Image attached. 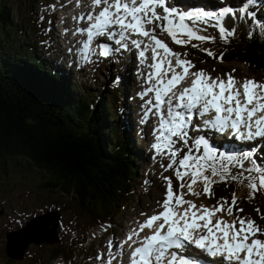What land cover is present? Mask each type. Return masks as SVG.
<instances>
[{"label": "snow or ice", "instance_id": "1", "mask_svg": "<svg viewBox=\"0 0 264 264\" xmlns=\"http://www.w3.org/2000/svg\"><path fill=\"white\" fill-rule=\"evenodd\" d=\"M261 2L240 0L235 8L206 11L179 10L168 0H91L92 10L75 17L78 23L87 24L75 30L86 37L78 49L82 62L136 50L134 58L139 65L150 69L140 73L147 85L138 94L144 100L141 122L147 123L151 116L158 120L150 148L152 159L163 169V198L152 215L142 213L147 218L123 242L108 240L106 264H114L125 245L131 250L128 264H198L197 257L187 254L189 246L219 258L217 264H264V227L242 215L244 209L238 206L236 193L231 200L221 197L211 203L218 183L246 184L249 200L264 194V161L258 163L251 150L232 154L219 150L203 135L190 134L212 129L238 141L264 139V81L238 80L235 69L213 77L206 69L197 68L187 52L174 51L160 38L166 34L173 45L190 46L223 63V52L217 56L201 47L217 39L204 33L213 28L221 41L229 43L237 29L225 26L227 17L264 29V20L255 11ZM103 37L106 41L94 47ZM249 38H253L251 31ZM197 119L203 126L193 124ZM169 171L172 176L163 175ZM197 185L202 186L201 191H196ZM186 196H204L210 206L198 205ZM255 211L264 221L260 209ZM145 230L150 234L142 236ZM96 259L105 264L103 253Z\"/></svg>", "mask_w": 264, "mask_h": 264}, {"label": "trees", "instance_id": "2", "mask_svg": "<svg viewBox=\"0 0 264 264\" xmlns=\"http://www.w3.org/2000/svg\"><path fill=\"white\" fill-rule=\"evenodd\" d=\"M27 1L0 0V175L7 172V158L25 160L46 175L41 186L68 196L92 227L133 193L139 156L131 152L124 128L116 124L121 116H113L111 103L104 108V102L95 104V94L79 98L66 85L49 94L39 75L50 68L38 57L35 36L44 33L42 25L36 26L32 8L37 0ZM210 48L216 55L223 52L226 64H244L264 73V29L237 27L229 43L219 39ZM243 186L221 183L218 191L232 196ZM257 196L261 202L253 204L264 214V194Z\"/></svg>", "mask_w": 264, "mask_h": 264}, {"label": "rangeland", "instance_id": "3", "mask_svg": "<svg viewBox=\"0 0 264 264\" xmlns=\"http://www.w3.org/2000/svg\"><path fill=\"white\" fill-rule=\"evenodd\" d=\"M20 1L22 3L24 1L25 3L28 2L27 0ZM225 1L226 0H220L218 5L225 6ZM220 2H224V4H220ZM69 6L73 7V4L69 2V0H37L32 7L33 12L38 14L40 19L45 23L44 27L47 29L46 31L50 33L48 40L44 44H50L51 48L41 52V55L39 54L43 64L49 66V74L43 72L44 75H39L50 95L59 89L58 86L66 85L70 90L73 89L72 87L74 86V91H76L77 97L85 99L92 97V95L95 94L96 102H104V108L108 106V98L110 96L107 89L110 87L112 89L119 88L121 94L120 107L125 105L127 111L122 114V122L116 120V123L124 128L130 146L135 147V153L141 159V163H138L137 165L139 174H137L136 178L131 182V186L134 190L133 193H127V201L118 205L114 212V217H109V213L104 215L103 218H105V216L106 218H109L108 220H110V223L105 222L101 224L100 221L102 222L103 218H100L98 223L101 225L92 229L90 228V223L92 221L88 220L85 215H82L73 204H70L68 196L58 194L57 192H50L47 188L41 186L43 183H46V175L44 173L32 167L25 160H10V158H7L5 160L7 162V172H2V175H0V211L4 212L0 215V264H38L41 260H43L44 264H96L98 261L96 256L105 253L108 240L115 236H123L125 231L127 232L128 229H132L133 226L131 225L137 223L139 218L142 217V213H148L149 211L153 212L154 208L151 203L163 193V184L161 185L160 180L154 178V175H157L158 177L160 173L163 172V169L160 166L153 167L149 161V155L151 156V152L148 150L147 143L151 142L150 135L149 133H146L145 135H142L141 133L138 134L139 124L137 122V114L139 107H136V103L133 100L134 93H131L130 88V94L128 91H126L125 94V90L122 86H117L114 83V79L117 78L116 72H118L117 74H119V76L125 77L124 81L126 83L124 85L127 86L128 82L133 80L131 72V76L124 73L122 64L121 67L117 69L116 65L120 64V61H123V59H113L107 63H99L96 66L93 64H85L83 71L80 72L76 70L77 66L73 64L76 62L70 57L72 53L67 54V50L63 47V40L59 37L61 35L60 31L66 32L61 29L62 20L58 18L60 17V14L63 13L59 14V10L69 9ZM236 6L237 4H233L231 7L235 8ZM223 8L226 7H222V9ZM66 12L70 15L72 13V11ZM258 12L264 11L259 10ZM263 16L264 15L259 14V17ZM237 25L248 27L249 23L245 20H233L231 17L230 19L225 20V26L230 29L232 27H237ZM205 34L216 36L218 39L217 32L211 28H209L208 32ZM41 45L43 46L42 43ZM178 47L183 52H189L192 54L198 50H194L190 46ZM201 47L208 48L206 44L201 45ZM129 63L128 66H134L131 62ZM201 63L203 64L204 62ZM215 66L221 73L224 71L231 72L232 69H235V73L247 78L263 77L260 74V71H256L244 64H216ZM16 68L17 66H12V70H17ZM71 68L73 70H70ZM218 69H216V72H218ZM51 75L56 76V78H52ZM51 78L55 80H52ZM131 87L133 88L132 85ZM64 93L68 94L67 91H64ZM111 112L115 117L114 110H111ZM81 122L83 124H86L87 122V120L85 121L83 113L81 115ZM115 125L116 124H113V126ZM97 129L100 128L97 126ZM135 130H137V133ZM131 149L132 147L130 150ZM236 150L238 149L234 148L232 149L233 152H228L239 155L240 153ZM160 177L161 176L158 178ZM156 181L158 182L155 186L153 183ZM201 188L202 186L197 185L196 191H201ZM246 192L249 193V189ZM186 197L210 204L208 198L204 196H201L199 199L193 196ZM247 197L248 196L245 195L238 196V206L244 209L242 215L255 219L257 223L264 227V221L260 219V216L255 211L256 208L249 203L251 201ZM214 198L211 203H215ZM259 199V196H256L255 201L261 202ZM53 201H55L54 204L50 203ZM44 203L46 204L43 209H41ZM49 203L50 207L54 210L60 209L61 227L59 243L52 246H48L47 244H32L28 246L22 260L15 261L9 259L5 251L7 243L5 232L7 230H13L24 226L30 220L28 219L30 214H32L33 217L43 214L48 210ZM102 226L107 227V232L103 230ZM42 231L38 232V236L49 234V232ZM19 241L23 244L25 238L21 239L20 236ZM52 255H59V257L56 258L57 260L52 261L50 259V261H48V256Z\"/></svg>", "mask_w": 264, "mask_h": 264}, {"label": "water", "instance_id": "4", "mask_svg": "<svg viewBox=\"0 0 264 264\" xmlns=\"http://www.w3.org/2000/svg\"><path fill=\"white\" fill-rule=\"evenodd\" d=\"M52 213H49L47 215H44V216H41L39 218H36L34 219L32 222L29 223V225L21 230V231H15L13 233H9L7 235L8 237V240H9V244H8V254L9 256H11L12 258H15V259H22L23 258V255H24V252L25 250L27 249L28 245L30 243H36V244H40V243H43V242H47V243H55V242H58V236H57V233H56V229L58 228L59 226V223H58V219L59 217L56 216V218L54 219V221H51L50 224L53 226V229L50 230L49 228H46L44 229L43 231H46V232H51L53 231L54 232V235H55V239H49V237L51 236H47V235H42V236H38V233L34 234V230L37 229L36 226H32L34 225V223L38 224L40 221V225L43 227V222L48 218V217H52L51 216ZM48 216V217H47ZM45 219V220H44ZM32 226V228H31ZM27 230V231H26ZM26 232V236H23L22 234ZM18 233V234H17ZM21 234V235H20ZM14 235H20L21 236V239L25 238V241L22 245V242L19 241V238L20 237H17V239L14 237ZM31 236V237H30ZM34 236V237H33ZM48 237V238H47ZM45 238V239H44ZM47 239V241H46ZM14 245V246H13ZM21 246L20 248H18V246ZM27 246V247H26ZM11 247V248H10ZM23 247V248H22ZM17 257V258H16Z\"/></svg>", "mask_w": 264, "mask_h": 264}, {"label": "bare ground", "instance_id": "5", "mask_svg": "<svg viewBox=\"0 0 264 264\" xmlns=\"http://www.w3.org/2000/svg\"><path fill=\"white\" fill-rule=\"evenodd\" d=\"M232 2H228L227 4H231ZM229 18V17H228ZM228 18H227V20H228ZM113 59L112 58H108V59H102L101 61H100V63H102V62H105V63H107V62H109V61H112ZM132 64H135L134 63V61L132 60V61H130ZM130 64V63H129ZM129 64H127V65H129ZM116 67H117V69H119L120 67H121V64H117L116 65ZM118 78V77H117ZM116 78V79H117ZM116 79H114V83L115 84H117L116 83ZM63 82V81H62ZM110 89V91L108 92V89H107V92L110 94V96H109V98H108V104L109 103H111V110L113 111V106H112V99H111V97L113 96V100H114V102L117 104V106H118V110L120 109V89L119 88H117V89H119V90H117V89H112L111 87L109 88ZM114 94H117V96H118V99H117V101H116V97L114 96ZM95 101H96V98H95ZM101 107V106H100ZM136 128V127H135ZM143 127H140L139 129H138V134L139 133H141L142 131H143ZM131 130H132V127H131ZM130 130V131H131ZM136 131V133H137V130H135ZM135 139V138H134ZM134 186V185H133Z\"/></svg>", "mask_w": 264, "mask_h": 264}, {"label": "clouds", "instance_id": "6", "mask_svg": "<svg viewBox=\"0 0 264 264\" xmlns=\"http://www.w3.org/2000/svg\"><path fill=\"white\" fill-rule=\"evenodd\" d=\"M39 59L42 61V59L39 57ZM45 63V62H44ZM49 67V66H48ZM50 70V69H49ZM48 73V72H47ZM49 74V73H48Z\"/></svg>", "mask_w": 264, "mask_h": 264}]
</instances>
